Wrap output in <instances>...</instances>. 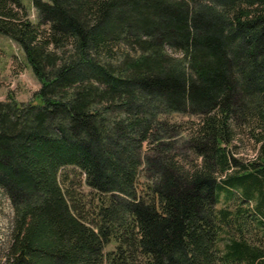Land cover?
Wrapping results in <instances>:
<instances>
[{
	"label": "trees",
	"instance_id": "16d2710c",
	"mask_svg": "<svg viewBox=\"0 0 264 264\" xmlns=\"http://www.w3.org/2000/svg\"><path fill=\"white\" fill-rule=\"evenodd\" d=\"M32 6L35 23L20 0H0V34L41 101H0L5 264H264V0ZM235 136L257 145L244 166ZM67 167L95 193L88 210L60 179ZM221 192L240 202L217 209Z\"/></svg>",
	"mask_w": 264,
	"mask_h": 264
},
{
	"label": "rangeland",
	"instance_id": "374dc122",
	"mask_svg": "<svg viewBox=\"0 0 264 264\" xmlns=\"http://www.w3.org/2000/svg\"><path fill=\"white\" fill-rule=\"evenodd\" d=\"M33 0H20L21 4L27 12L28 18L32 23L36 22L37 15L32 6ZM48 2V0H43ZM177 57V54H173ZM40 84L34 76L31 67L29 66L23 51L15 45L8 37L0 34V101H6L8 97H12L18 103L34 102L37 105L41 104L40 99H34V93L39 89ZM173 122L182 125L183 128H188L186 122H193L195 118L184 115H176L170 117ZM175 139V136L172 140ZM177 151L181 156L194 158L192 152L184 142L176 144ZM147 149L146 144L143 145V152ZM257 145L252 141L250 136H235L231 151L233 156L238 161L240 166H244L249 161H253L257 155ZM69 178L70 183L66 184V188L73 193L83 206L84 210L89 209V202H92L95 193L84 185V176L75 168L67 167L60 173ZM146 180L144 172L139 171L136 188L141 192ZM65 188V186H62ZM235 191V190H234ZM237 193V191H235ZM241 196L234 194L230 199L225 192L219 194V203L217 209L230 208L233 209L239 202ZM251 208L253 203L248 204ZM247 206V205H245ZM14 211L10 200L5 193L0 189V264H5L8 257L9 248L11 245V233L13 225ZM260 236V235H259ZM114 244H109L104 249V253L112 251ZM101 264H107L103 262Z\"/></svg>",
	"mask_w": 264,
	"mask_h": 264
}]
</instances>
